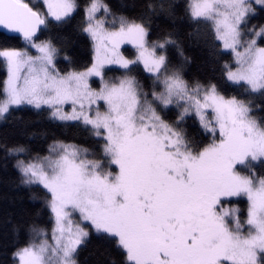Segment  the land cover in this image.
Listing matches in <instances>:
<instances>
[{
    "label": "snow or ice",
    "instance_id": "snow-or-ice-1",
    "mask_svg": "<svg viewBox=\"0 0 264 264\" xmlns=\"http://www.w3.org/2000/svg\"><path fill=\"white\" fill-rule=\"evenodd\" d=\"M0 37V264H264V0H0Z\"/></svg>",
    "mask_w": 264,
    "mask_h": 264
},
{
    "label": "trees",
    "instance_id": "trees-1",
    "mask_svg": "<svg viewBox=\"0 0 264 264\" xmlns=\"http://www.w3.org/2000/svg\"><path fill=\"white\" fill-rule=\"evenodd\" d=\"M111 2L119 6V3L121 0H111ZM125 3H132L133 0H123ZM2 39V37H0ZM185 52L187 55L192 57V63L189 66L190 71L196 72L198 69V66L200 65L201 60L203 59L202 53L200 50L196 47H185ZM25 116L27 114H24ZM3 176L0 175V209H3L5 206L8 205V201H15L14 207L19 208H27L31 209L33 207L32 202L29 200V193L25 189L15 190L12 189L10 186H7L3 182ZM7 197V200L4 198ZM93 251L92 247H89L88 249H85V251L81 254V259L84 260L85 257H87L86 264H96L97 259H103V257L99 256V253L97 252L96 255H90Z\"/></svg>",
    "mask_w": 264,
    "mask_h": 264
},
{
    "label": "rangeland",
    "instance_id": "rangeland-1",
    "mask_svg": "<svg viewBox=\"0 0 264 264\" xmlns=\"http://www.w3.org/2000/svg\"><path fill=\"white\" fill-rule=\"evenodd\" d=\"M130 47V46H129Z\"/></svg>",
    "mask_w": 264,
    "mask_h": 264
}]
</instances>
